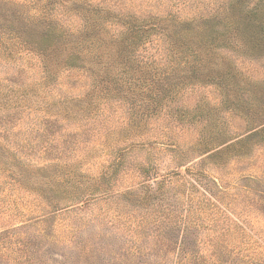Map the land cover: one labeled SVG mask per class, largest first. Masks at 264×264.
Masks as SVG:
<instances>
[{
	"label": "rangeland",
	"instance_id": "obj_1",
	"mask_svg": "<svg viewBox=\"0 0 264 264\" xmlns=\"http://www.w3.org/2000/svg\"><path fill=\"white\" fill-rule=\"evenodd\" d=\"M4 1L0 264H264V0Z\"/></svg>",
	"mask_w": 264,
	"mask_h": 264
},
{
	"label": "trees",
	"instance_id": "obj_2",
	"mask_svg": "<svg viewBox=\"0 0 264 264\" xmlns=\"http://www.w3.org/2000/svg\"><path fill=\"white\" fill-rule=\"evenodd\" d=\"M1 3L5 6V8H7L8 2H6L4 0H1ZM5 12H6V10H5ZM12 29H13V32L15 33V35H17L16 38L17 39H22L21 41H24L23 43L25 45H28L27 47H30V49H34L33 46L35 45V43H38L40 45V47H41L38 50H40V51L42 50V44H41V42H38V41L35 42L33 39H30V36H29L30 35V32H31V29L30 28L26 29V32H23V31H20V30H17V29L15 30L14 28H12ZM47 32H49V30ZM43 49L45 50V48H43ZM140 80H141V78H140ZM141 82H142V85L141 86H144L145 88L149 89V88H153L156 85V83L158 82V79L149 78V80H148V78L144 76L142 78Z\"/></svg>",
	"mask_w": 264,
	"mask_h": 264
}]
</instances>
